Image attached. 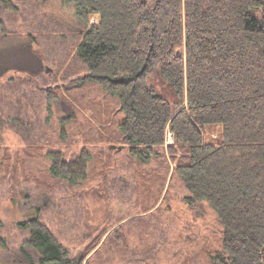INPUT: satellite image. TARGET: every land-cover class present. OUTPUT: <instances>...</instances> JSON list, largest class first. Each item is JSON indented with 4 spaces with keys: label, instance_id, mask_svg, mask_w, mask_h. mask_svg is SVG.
Masks as SVG:
<instances>
[{
    "label": "trees",
    "instance_id": "1",
    "mask_svg": "<svg viewBox=\"0 0 264 264\" xmlns=\"http://www.w3.org/2000/svg\"><path fill=\"white\" fill-rule=\"evenodd\" d=\"M67 1L82 25L70 44L82 73L46 89L48 105L66 92L73 114L85 108L79 90L86 81L115 96L122 115L101 126L114 124L112 143L139 163L154 160L129 183L141 211L159 208L177 178L187 189L184 203L199 216L205 205L214 209L221 223V251L208 264H264V13L253 14L264 0ZM19 8L0 0V10ZM0 30H7L1 17ZM44 155L50 176L70 182L87 176L92 159L85 146L71 158L59 149ZM112 223L109 212L72 254L33 216L20 223L28 228L21 248L37 250L41 264H95L107 241L126 243L122 225L109 230ZM2 227L0 220L6 247Z\"/></svg>",
    "mask_w": 264,
    "mask_h": 264
},
{
    "label": "rangeland",
    "instance_id": "2",
    "mask_svg": "<svg viewBox=\"0 0 264 264\" xmlns=\"http://www.w3.org/2000/svg\"><path fill=\"white\" fill-rule=\"evenodd\" d=\"M15 3L17 11L0 10L7 29L0 30V220L6 238L0 264H41L37 250L21 248L28 228L20 223L27 218L38 215L75 254L88 241L90 227L109 212L114 222L109 230L121 224L126 243L109 246L107 241L93 256L95 264H208L209 254L221 251L222 226L214 209L205 205L199 216L184 203L187 189L181 180H173L159 208L142 212L130 197L129 183L154 160L143 165L125 147L106 153L116 129L101 123L122 115L114 111L115 96L86 81L79 90L85 108L73 114V93L66 92L48 105L46 89L82 73L70 47L82 28L75 6L67 0ZM262 13L264 4L253 10L256 16ZM28 34L34 43L24 38ZM65 68L70 72L65 74ZM83 146L92 152L84 179L50 176L48 149L71 158Z\"/></svg>",
    "mask_w": 264,
    "mask_h": 264
},
{
    "label": "water",
    "instance_id": "3",
    "mask_svg": "<svg viewBox=\"0 0 264 264\" xmlns=\"http://www.w3.org/2000/svg\"><path fill=\"white\" fill-rule=\"evenodd\" d=\"M109 148L120 150L122 148V145H116V144L111 143L109 144Z\"/></svg>",
    "mask_w": 264,
    "mask_h": 264
},
{
    "label": "built area",
    "instance_id": "4",
    "mask_svg": "<svg viewBox=\"0 0 264 264\" xmlns=\"http://www.w3.org/2000/svg\"><path fill=\"white\" fill-rule=\"evenodd\" d=\"M170 141H172V134H171V132H168L167 133V142H170Z\"/></svg>",
    "mask_w": 264,
    "mask_h": 264
}]
</instances>
